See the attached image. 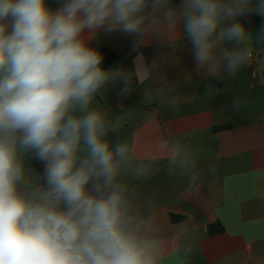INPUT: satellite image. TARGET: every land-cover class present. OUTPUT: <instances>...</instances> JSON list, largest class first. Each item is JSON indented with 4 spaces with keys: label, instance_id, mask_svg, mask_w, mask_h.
Masks as SVG:
<instances>
[{
    "label": "clouds",
    "instance_id": "obj_1",
    "mask_svg": "<svg viewBox=\"0 0 264 264\" xmlns=\"http://www.w3.org/2000/svg\"><path fill=\"white\" fill-rule=\"evenodd\" d=\"M146 9L163 10L169 28L182 22L197 70L212 62L213 73L218 44L249 38L241 19L264 18V0H62L55 12L46 0H0V264H156L153 243L125 224L122 190L87 189L112 186L129 145L113 149L104 116L89 110L113 74L82 33L138 34ZM250 56L233 48L220 59L234 77ZM21 149L46 162L44 189L20 191Z\"/></svg>",
    "mask_w": 264,
    "mask_h": 264
},
{
    "label": "crops",
    "instance_id": "obj_2",
    "mask_svg": "<svg viewBox=\"0 0 264 264\" xmlns=\"http://www.w3.org/2000/svg\"><path fill=\"white\" fill-rule=\"evenodd\" d=\"M61 3L46 0L54 12ZM179 3L171 0L173 7ZM141 16L138 34L82 33L90 47H107L119 56L89 110L104 116V138L113 149L129 145L127 158H116L112 186L97 193L93 179L88 192L122 190L125 224L153 243L156 264H264V45L259 29L251 15L242 18L249 38L239 45L218 44L214 61L219 66L213 73L212 62L197 70L182 22L169 28L163 10L146 9ZM233 48L253 54L234 77L220 59L222 50ZM20 157L25 169L20 191L44 189L45 180L22 149ZM87 157L81 141L78 165ZM216 223L223 230L210 234L209 226Z\"/></svg>",
    "mask_w": 264,
    "mask_h": 264
},
{
    "label": "trees",
    "instance_id": "obj_3",
    "mask_svg": "<svg viewBox=\"0 0 264 264\" xmlns=\"http://www.w3.org/2000/svg\"><path fill=\"white\" fill-rule=\"evenodd\" d=\"M253 3L255 4L256 0H253ZM251 16L253 17V19H254V21H255L258 29H259L260 37H261L262 43L264 45V35H262L260 32L261 25L263 23V19L259 15H255V14H252ZM99 52L103 56V61H102L101 66L105 69H109L119 60V56L114 51H112L111 49H109L107 47H103ZM143 53L149 54V53H151V49H143ZM263 55H264V53H263ZM220 128H222V127H220ZM22 150H23L25 158L31 162L33 168L45 180V175H44L45 165L35 157L32 150H25V149H22ZM174 218H179V217H174ZM222 230H223V226L220 223L212 224L209 226L210 234H216L218 232H221Z\"/></svg>",
    "mask_w": 264,
    "mask_h": 264
},
{
    "label": "built area",
    "instance_id": "obj_4",
    "mask_svg": "<svg viewBox=\"0 0 264 264\" xmlns=\"http://www.w3.org/2000/svg\"><path fill=\"white\" fill-rule=\"evenodd\" d=\"M250 58H253V54H251ZM124 216V215H123Z\"/></svg>",
    "mask_w": 264,
    "mask_h": 264
}]
</instances>
